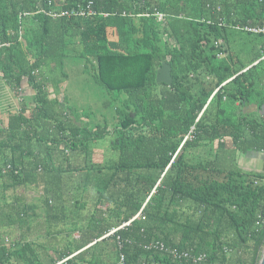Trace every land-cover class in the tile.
Listing matches in <instances>:
<instances>
[{
  "label": "trees",
  "instance_id": "1",
  "mask_svg": "<svg viewBox=\"0 0 264 264\" xmlns=\"http://www.w3.org/2000/svg\"><path fill=\"white\" fill-rule=\"evenodd\" d=\"M84 1L0 0L1 75L35 90L32 110L0 122V264H116L121 252L126 264H197L147 250L156 240L206 252L203 264H260L264 166L222 167L217 155L264 151V119L249 111L264 105V33L233 27L264 25V0H93L109 15L37 12ZM75 43L118 94L114 127L71 121L50 95L44 68ZM29 187L37 202L7 194Z\"/></svg>",
  "mask_w": 264,
  "mask_h": 264
},
{
  "label": "rangeland",
  "instance_id": "2",
  "mask_svg": "<svg viewBox=\"0 0 264 264\" xmlns=\"http://www.w3.org/2000/svg\"><path fill=\"white\" fill-rule=\"evenodd\" d=\"M66 51V50H65ZM81 47L70 46L66 51V58L52 68H44L46 74L50 75V84L53 90L50 95L59 97L62 109L67 110L71 121L82 123L88 127L100 124L102 126L114 127L119 117L116 108L120 106V101L116 98V92L107 90L96 78V70L92 62H88L80 55ZM50 87H48L49 89ZM3 98V97H2ZM233 150L228 153L219 152L217 161L222 167L226 165L230 168L240 167L241 157L233 146ZM232 152V155L230 153ZM248 170V169H245ZM259 171V170H256ZM0 183L2 180L0 179ZM6 193V189L1 188V192ZM7 194L13 201V196L18 195L30 203L37 202L36 190L29 188H19L17 191L8 189ZM44 220L43 218H40ZM34 221V225H35ZM40 226L36 224L35 230ZM18 234V231H14Z\"/></svg>",
  "mask_w": 264,
  "mask_h": 264
},
{
  "label": "built area",
  "instance_id": "3",
  "mask_svg": "<svg viewBox=\"0 0 264 264\" xmlns=\"http://www.w3.org/2000/svg\"><path fill=\"white\" fill-rule=\"evenodd\" d=\"M86 2V0L84 1ZM61 3H68V0H61ZM51 4V1H50ZM45 12L46 14L52 16L53 18H58L60 16H76V17H88V16H95L97 14H102L104 16L109 15L108 12H99L95 7H94V1L93 0H88L87 4H83V3H78L77 5L72 6L70 9H66V8H61L59 9V11H54L52 9L47 10L45 8H40L37 12ZM140 15H146V16H150L151 13H144V14H140ZM158 19L160 21H163L166 19L167 14L163 13V12H157L156 13ZM203 21H207L210 24H215L214 21L212 19H204ZM227 20L226 17H222L219 16L217 19V24L221 27L226 26ZM234 28H236L237 30H243V31H247V32H252V33H256V34H260V33H264V25H260V24H256L253 22H247V23H241V22H235L233 25ZM223 43V39L220 38L219 40L216 41V44H222ZM4 44L0 41V47H2ZM223 52L221 51L218 55L219 58H221L223 56ZM264 58V55H263ZM34 73H38V71H35ZM12 165L8 164L6 165V167H3V171H9L10 169H12ZM143 215V210H141L138 214H136L132 219H130L129 221L125 222L121 227H125L127 225H130L132 221H134L135 219L141 217ZM143 218H145L143 216ZM116 229H112L107 235L114 233ZM145 247L147 250H162L166 253H169L170 255H172L174 258L179 259V260H186V261H191L193 263H197V264H203L205 262H207L209 260V256L206 252H198L195 251L194 249H178L176 247H173L171 245H168L166 242L161 241V240H156V241H151L150 243L145 244ZM229 250V249H228ZM116 264H126V255L124 252L120 253V258L118 260V262ZM219 264H240V263H219Z\"/></svg>",
  "mask_w": 264,
  "mask_h": 264
},
{
  "label": "crops",
  "instance_id": "4",
  "mask_svg": "<svg viewBox=\"0 0 264 264\" xmlns=\"http://www.w3.org/2000/svg\"><path fill=\"white\" fill-rule=\"evenodd\" d=\"M59 63H53L50 66H45V68H52L54 65H58ZM48 75V74H47ZM50 78V75H49ZM50 80V79H49ZM48 87H50V91L53 90V86L48 83ZM3 97V98H2ZM35 90L30 83L29 78H26L22 81V85L20 89L14 88L12 84L5 79L0 72V122L3 123L4 126L8 125L10 120V114L16 113L20 111L23 107L29 106L30 109L27 111L32 110L35 106ZM52 98H56L51 96ZM57 100L61 98L57 97ZM27 105V106H26ZM249 111L252 114L257 115L260 119H264V105L261 109H258L256 105H252L249 108ZM229 150H233L232 147H228L223 149L222 152L228 153ZM236 150V149H235ZM233 151H230L232 155ZM241 157V168L248 169V170H261L264 166V151L256 152V151H249L247 153H240L238 152ZM226 167H228L226 165Z\"/></svg>",
  "mask_w": 264,
  "mask_h": 264
},
{
  "label": "water",
  "instance_id": "5",
  "mask_svg": "<svg viewBox=\"0 0 264 264\" xmlns=\"http://www.w3.org/2000/svg\"><path fill=\"white\" fill-rule=\"evenodd\" d=\"M260 264H264V253H263L262 259L260 261Z\"/></svg>",
  "mask_w": 264,
  "mask_h": 264
}]
</instances>
